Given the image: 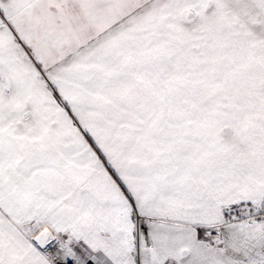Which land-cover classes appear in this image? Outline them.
I'll return each instance as SVG.
<instances>
[{
	"label": "snow or ice",
	"instance_id": "snow-or-ice-1",
	"mask_svg": "<svg viewBox=\"0 0 264 264\" xmlns=\"http://www.w3.org/2000/svg\"><path fill=\"white\" fill-rule=\"evenodd\" d=\"M0 264H264V0H0Z\"/></svg>",
	"mask_w": 264,
	"mask_h": 264
}]
</instances>
